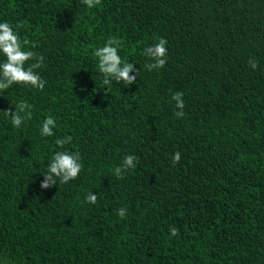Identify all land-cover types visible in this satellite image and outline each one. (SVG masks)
Returning a JSON list of instances; mask_svg holds the SVG:
<instances>
[{"label": "trees", "instance_id": "obj_1", "mask_svg": "<svg viewBox=\"0 0 264 264\" xmlns=\"http://www.w3.org/2000/svg\"><path fill=\"white\" fill-rule=\"evenodd\" d=\"M4 21L23 22L47 83L0 91V109L33 105L20 128L0 110V264H264V0H0ZM109 36L140 72L105 93L93 50ZM154 36L168 57L150 72ZM65 150L81 153L79 177L41 189ZM126 154L139 163L118 180Z\"/></svg>", "mask_w": 264, "mask_h": 264}, {"label": "clouds", "instance_id": "obj_2", "mask_svg": "<svg viewBox=\"0 0 264 264\" xmlns=\"http://www.w3.org/2000/svg\"><path fill=\"white\" fill-rule=\"evenodd\" d=\"M88 9L95 8L102 3V0H80ZM23 27V22H18L15 26L4 21L0 22V55L4 57L0 61V91H7L13 85H21L43 91L47 81L40 75L39 69L44 67V56L34 52L36 42L29 41L27 37L23 39L19 35V29ZM157 42L147 46L143 50V55L149 61L144 65L148 71L159 70L165 67L168 57V41L164 37H153ZM123 47V41L115 36H109L104 45L93 50V55L97 59V68L102 76V84L105 93H111L112 82L132 85L137 82L140 70L135 68V64L121 57L119 50ZM259 62L249 60V65L253 70L258 67ZM135 74H131V73ZM182 92H175L172 100L175 101L174 115L177 118L185 116V101ZM33 105L27 100L16 103L15 111L12 108L3 110L5 116L11 117V124L14 128H20L25 120H31ZM57 127L56 119L47 116L40 128V135L43 137H54V129ZM72 137L65 136L57 138L55 144L59 148H64L66 144H71ZM181 154L179 151L172 156L173 165L179 163ZM139 163L138 158L132 154H126L120 165L113 169V174L118 180L125 178L129 171L134 170ZM84 165L79 151H56L50 158L47 171L43 174L44 179L40 182L41 189H49L60 184H67L79 177ZM85 200L90 204H96L98 197L95 193L89 192ZM117 216L126 218L127 209L121 207L117 210ZM170 236H179V229L175 226L169 228ZM6 264H13L5 258Z\"/></svg>", "mask_w": 264, "mask_h": 264}]
</instances>
